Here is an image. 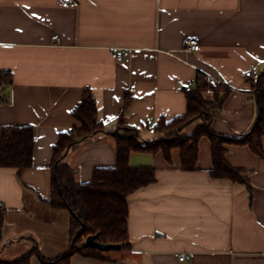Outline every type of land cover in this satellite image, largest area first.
I'll return each instance as SVG.
<instances>
[{
  "label": "crops",
  "instance_id": "1",
  "mask_svg": "<svg viewBox=\"0 0 264 264\" xmlns=\"http://www.w3.org/2000/svg\"><path fill=\"white\" fill-rule=\"evenodd\" d=\"M72 1L62 7L60 0H0V73L11 78L0 88V127L28 126L35 137L31 167L20 173L0 168V264L26 255L11 250L22 233L4 228L28 217L45 221L40 214L51 209L46 200L52 147L60 133L79 127L71 112L84 90L96 103L99 121L113 129L122 112L142 142L155 138L161 119L185 114L187 84L198 74L230 90L211 110L215 134L241 136L257 118L264 0ZM189 38L198 40L197 52L185 51ZM225 148L227 163L241 170L245 184L210 176L206 137L199 139L193 172L181 170L177 149L169 162L160 152H132L129 166L155 169L156 181L128 198L129 247L104 254L107 260L73 254L69 264H264V158L248 146ZM63 163L77 168L78 182L87 183L95 168L115 166L114 142L101 134L70 150ZM68 250L32 252L28 264H45Z\"/></svg>",
  "mask_w": 264,
  "mask_h": 264
},
{
  "label": "trees",
  "instance_id": "2",
  "mask_svg": "<svg viewBox=\"0 0 264 264\" xmlns=\"http://www.w3.org/2000/svg\"><path fill=\"white\" fill-rule=\"evenodd\" d=\"M11 83L9 74L0 73V88ZM202 86L186 89L187 109L185 114L170 120L161 119L153 128L155 138L141 141L139 129L123 120L122 112L117 118V126L109 129L97 119V106L88 89L84 90L79 104L71 112L79 124L70 132L60 133L52 147L50 196L46 200L52 210H66L70 215V249L56 259L42 260L45 264H69L73 254L96 260H107L104 253L84 247L88 236H96L103 244L129 247L127 234V201L137 190L156 181L153 168L129 166V155L135 153L156 154L160 152L170 161L173 149L179 151L181 170H196L198 142L206 137L210 142L212 168L209 172L214 179H225L245 184L241 170L229 165L225 159V145H243L257 156L264 158V71L257 78L254 88L257 91V118L252 128L238 137L215 134L211 130V110L222 105L230 90L224 85L213 86L202 79ZM204 92H212L213 100L207 101ZM128 105L129 94L125 95ZM198 122L189 135L184 130ZM108 135L114 142L116 164L111 168H95L87 183L77 180L78 169L63 163L67 153L81 145H89L101 135ZM35 143L33 129L28 126L0 127V168L15 169L20 173L32 165ZM84 239V240H83ZM28 253L11 264H28Z\"/></svg>",
  "mask_w": 264,
  "mask_h": 264
},
{
  "label": "rangeland",
  "instance_id": "3",
  "mask_svg": "<svg viewBox=\"0 0 264 264\" xmlns=\"http://www.w3.org/2000/svg\"><path fill=\"white\" fill-rule=\"evenodd\" d=\"M198 122H195L188 128L184 130V134H190L197 127ZM41 218L45 221L34 220L31 217L27 219H23L24 221L18 222V224L13 225L11 227H5L4 231H8V234L19 235L22 233L21 237H24L20 243H16L12 247L13 253L18 255L27 254V253H40L41 255L47 256L51 254H59L61 255L64 251L70 249L68 248L71 243H69V216L65 215L63 210H52L45 212L42 211L40 214ZM30 218V219H29ZM30 231L26 232V231ZM33 231V232H32ZM34 233L33 237L35 244L33 241H29L28 235ZM7 235V234H6ZM19 239V238H18ZM52 240L55 241V244H52ZM84 240V239H83ZM85 240L83 241L84 244ZM53 249V250H52ZM117 250H110L103 252L104 254H114Z\"/></svg>",
  "mask_w": 264,
  "mask_h": 264
},
{
  "label": "built area",
  "instance_id": "4",
  "mask_svg": "<svg viewBox=\"0 0 264 264\" xmlns=\"http://www.w3.org/2000/svg\"><path fill=\"white\" fill-rule=\"evenodd\" d=\"M71 4H73V1L72 0H60V5L62 7H68L70 6ZM199 42L196 38H189L188 40H186L185 42V51L186 52H197L199 50ZM122 59V54L121 53H118L116 55V60L117 61H120ZM251 76V72H246L245 73V77H250ZM203 77H205L204 75L202 74H198L196 79L192 82H189L187 84V86L189 88H194L196 86H202V79ZM206 79V82H208L209 84L213 85V86H216V87H220L222 85H224V83L220 80H217V79H214V78H209V77H205ZM185 259V256L184 255H180L179 256V260L180 261H184Z\"/></svg>",
  "mask_w": 264,
  "mask_h": 264
},
{
  "label": "water",
  "instance_id": "5",
  "mask_svg": "<svg viewBox=\"0 0 264 264\" xmlns=\"http://www.w3.org/2000/svg\"><path fill=\"white\" fill-rule=\"evenodd\" d=\"M84 247L97 249L101 252H106L110 250H119L121 248V245L103 244L96 241V236H88L85 239Z\"/></svg>",
  "mask_w": 264,
  "mask_h": 264
}]
</instances>
